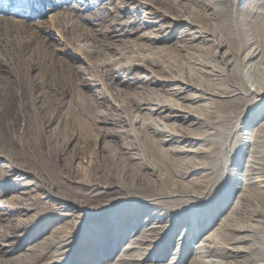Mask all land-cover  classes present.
Listing matches in <instances>:
<instances>
[{
  "label": "bare ground",
  "instance_id": "1",
  "mask_svg": "<svg viewBox=\"0 0 264 264\" xmlns=\"http://www.w3.org/2000/svg\"><path fill=\"white\" fill-rule=\"evenodd\" d=\"M130 1H134L133 7L129 6ZM121 2L125 12L129 13H135L145 6L153 9L152 14L156 15L153 16L158 18L157 21L144 20L145 22L141 21L140 25H154L161 22V19L169 18L172 19L173 26L186 24V28L182 31L183 35L179 37L176 46L186 51L189 60L195 62V68L206 71L209 77L212 76L208 81L214 80V82H210L207 89L200 91L198 97H206L209 99V103L212 101L211 107H214L215 110L218 105L222 106L224 103L239 101L240 104L236 108L228 110L229 112L226 115H220L222 120H232L233 123L224 132V136H219L221 141L214 143L209 142L217 139L213 135L210 136L213 133L210 130L182 133L175 129L173 124L162 121L160 118L187 120L191 113L181 105H174L157 99L153 102L155 105H152L151 108L152 111H155L157 117L152 116L151 122H146L139 116H135L130 125L134 127L135 124H140V127L148 133L146 134L154 143L155 152L153 155L165 169L168 170V165L171 164L170 167L176 168L174 172L182 180L188 179L192 174L199 175L196 179L191 180L192 185L185 190H178L177 185L174 184L170 189L161 190L160 184L163 185L164 183V175H168L160 173L156 166L146 160L144 150L133 146L129 140H125L120 135L121 143L119 145L107 144L102 146V149L97 150V158L99 159L92 162L91 171H96V174L100 173L105 176L109 174L108 176H110L113 166L119 164L121 154L125 153L123 155L125 159L122 158L121 161L125 164L128 159L132 163L131 167H135L137 171L134 174L135 176L132 174L134 176L132 178V188H126L125 191L127 192H120V195L105 196L106 198L98 199V203L92 204V207L95 206L96 208H92L90 211L84 210L86 202L81 204L79 200L72 199V205L77 204L75 207L78 206L84 210V216L80 217L84 221L90 218H96L100 221L110 213L126 212L122 217L125 222L127 216H132L130 209H134V207L138 211V214L135 215L137 217L147 211L146 206H155L161 212L160 216L158 214L151 215L152 225H145L146 228L142 230L138 237L134 239L131 237L129 243L124 246L123 251L117 256L116 261L108 258V263L105 264H264V0H175V5L179 6V13L175 14V17L170 16L166 10L154 8V5L148 1L122 0ZM195 17H198L201 22H196ZM132 21L136 22L137 19ZM104 28V31L101 30L102 33L116 34L115 31H111L114 26ZM192 32H197L199 35H196V33L193 35ZM169 36L162 33V30L156 32L146 31L137 37L128 38L123 46H114L112 42L103 50L108 58L103 59L102 57L103 60L101 59L102 61L99 63L105 68L108 67V69L131 70L136 67H144L151 70L152 66L166 63L165 56L170 52V46L160 44L165 42ZM149 50H152L154 54L159 53L161 55L160 59L156 60ZM205 53L211 54L212 58L204 56ZM166 65V68H168V64ZM167 79L162 77V80ZM4 85L6 86V84ZM4 85H0V94L4 90ZM7 85L9 84L7 83ZM171 89L175 90L172 91V94L181 95L184 92L183 87ZM94 96L90 95L87 98V102L90 103V105L86 103L88 106H97L98 101L96 103V96ZM11 97L13 101L19 99L20 93L13 89ZM41 97L40 94L32 99V105H37L36 102H40ZM259 98L261 99V106L256 115L261 119L256 127L258 128L257 134L255 136L251 135V137H254V139L251 138L253 139L251 142L240 138L242 135L239 137L237 132L241 120L249 116ZM78 100L76 102L79 104ZM24 105L23 103V107L20 106L21 108L18 107L17 110H13L12 102L9 100H4L0 104L2 123L6 125L5 134L8 139L0 140V157H13L19 161L15 168L9 170L15 171L17 176L24 177L31 173L41 178V188H51L52 181L49 177L43 175V172L46 169H55L53 164L57 163L60 154L63 155L65 144L61 148L59 147V151H57L58 149L55 148H58V146L52 144L51 140H47L45 136L41 123L42 125L50 124L52 114L42 115L37 113L38 115L35 114L36 117H34L25 110ZM82 107L76 108L75 113L60 122L64 123L66 121V125L70 126V129H67L70 131L69 136L65 134L66 130L61 125L55 130L57 138L65 134L67 137L74 139L82 131L81 133L85 135V142L88 144L92 140L91 133L96 130V124L101 123L104 125H120L122 127L120 132L125 131L123 130L125 120L122 119L121 114L117 116L116 120V115H111L107 113L108 111L101 114L104 116L103 118H101L102 116L95 117L89 110ZM20 120H27L28 122L34 120L37 123L33 140L26 139L28 136L23 132L18 135L22 139L18 142L15 134H12L16 123H19ZM100 127L97 137H110L113 134L110 128ZM69 140L65 139L64 141L69 143ZM200 140L209 142L208 144L205 143L208 147L204 149V152L211 158V161L207 158L203 161L198 159L193 161L191 158H186L190 154L197 153V148L191 149L187 146L193 147L194 143ZM109 141L110 139L106 140L105 143H110ZM17 144L21 149L19 148L17 152L16 150L14 152L15 147L13 145ZM26 147H30L35 151L33 155L28 152L29 149ZM214 147H218V150L213 151ZM108 148L112 150L108 152ZM8 149H10L9 152H7ZM80 150L82 152V149ZM106 151L107 153H105ZM13 154L15 155L13 156ZM34 157L38 159L34 161ZM169 160L171 161L169 162ZM242 168L245 172L240 174ZM60 171L66 181L71 183L77 181L75 180L77 171L73 165L65 166ZM122 176L126 177L127 175L122 174ZM144 177H151L150 182L146 183L150 188L147 191L142 187ZM90 181L94 182L95 180ZM1 185H4V189L8 188L6 184ZM20 185L21 187L28 186L26 182H21ZM111 186L110 184L109 186L106 185V188H111ZM222 186L224 190H222ZM123 188L119 185L120 191ZM64 192V190L59 191V197L63 200L66 196ZM13 198L18 199V196L14 195ZM5 200L0 204L1 207H11V202L14 200L8 198ZM56 210L58 211L60 208ZM149 213H151L150 210ZM149 213L148 215H150ZM83 220L63 222V224L57 226L56 230L49 232L41 240L30 245L25 254L20 255L16 260H19L18 262L22 264L34 263V258L44 256L47 246L50 245L57 248L50 264H73L76 258L85 252V249L80 248L78 250L77 248L73 253L74 249L72 248L76 245H83L85 241H90L93 244L90 250L87 251L88 254L99 250L94 246L102 244L106 247L95 258V261L100 262V260L111 255L108 252L114 249V243L119 245L130 234V231H126L125 224L114 218L116 233L112 231V233L106 234L103 225L97 223L95 224L97 228L95 227L96 236L94 237L100 238L102 236L101 241L86 238L85 229L80 224ZM181 225L185 226L184 231L168 241L166 239L167 235ZM198 237L201 239V244L198 246L196 254L190 253L188 249L189 241ZM102 240L104 241L102 242ZM159 243H162L163 246L157 247ZM149 254H154V256L149 257ZM168 255H171L169 261L162 262ZM77 263L76 260L75 264ZM83 263L94 264L88 259Z\"/></svg>",
  "mask_w": 264,
  "mask_h": 264
},
{
  "label": "rangeland",
  "instance_id": "2",
  "mask_svg": "<svg viewBox=\"0 0 264 264\" xmlns=\"http://www.w3.org/2000/svg\"><path fill=\"white\" fill-rule=\"evenodd\" d=\"M121 1L0 0V81H2L0 85L6 84V86H3L4 90L2 94H0V104L4 100H9L12 102V109L17 110L18 107H23L24 103L25 110L34 117L39 113L42 115L52 114L50 124L42 125L41 123L45 131V136L47 140H51L52 144L58 146V148H55L58 149L57 151H59V147L61 148L65 144V150L62 152L63 155L58 154V158L57 156L55 157V161L57 158V163L53 164L55 169L45 168L46 170L43 172V175L49 177L52 181V187L47 189L41 188V178L31 173L22 177L17 176L15 171H9L15 168L19 161L13 157H0V204L6 201L5 199L7 198L12 201L14 200L11 202V207L4 206L7 209L2 208L0 205V264H22L16 258L25 254V251L30 245L41 240L49 232L56 230L57 226L63 224L65 221L83 220L80 217L84 216V210L90 211L92 208L95 209L96 207H92V204L98 203V199H103L107 196L113 197L120 192H127L125 191L126 188H132V178L137 171L135 167H131L132 163L128 159L125 164L121 161L122 158L125 159L123 157L125 153L121 154L119 164L113 166L110 176H108L109 174L105 176L100 173L96 174V171H91L92 162L99 159L97 158V150L102 149V146H106L107 144L119 145L121 143L120 135L125 140H129L133 146L144 150L146 160L156 166L160 173L167 174L171 177L164 175V183L163 185L160 184L161 190L170 189L174 184L177 185L178 190H185L192 185L191 180L196 179L199 175L192 174L188 179L182 180L174 172L176 168L170 167L171 164L168 165V170L165 169L162 164L157 162L153 155L155 152L153 147L154 143L149 135H147L148 133L140 127V124H135L134 127L130 125V122L134 120L135 116H139L146 122H151L150 119L152 116L157 117L155 111L151 110L152 105H155L153 102L157 101V99L174 105H181L186 111L191 113L187 120H174V118L164 119L159 116L162 121L171 125L173 124V127L182 133L202 132L205 129L210 130L213 132L210 136L213 135L217 139L210 140L209 142H220L221 138L219 136H224V132L233 123L232 120H222L220 115L224 116L229 112L228 110L236 108L240 104L239 101L224 103L222 106L218 105L215 110L214 107H211V100L209 103V99L206 97H198L200 91L205 88L207 89L210 86V82L212 83L214 80L208 81L212 76L209 77L206 71L195 68V62L189 60L190 58L186 51L176 46L179 37L183 35L182 31L186 28V24H181L177 27L173 26L172 19L169 18L165 20L161 19V22L154 25H140L139 23L144 20L148 21L152 19L155 22L157 21L158 18L154 17L156 15L152 14L153 9L145 6L135 13H129L125 12ZM144 1L153 4L154 8L166 10L170 16L175 17V14L179 13V6L177 4L175 5V0ZM133 2L130 1V7L134 6ZM133 19H137V21L133 22ZM195 20L198 23L201 22L198 17H195ZM106 26H114L111 31H115L116 34L102 33ZM157 30H162V33L170 35L165 42L160 44L170 46V52L165 56V64L152 66L151 70L144 67H136L131 70L120 68L108 69V67L105 68L100 65L99 62L104 58H108V55L103 51L108 44L113 42L114 46H123L130 37H137L146 31L156 32ZM192 33L193 35L195 33L199 35L197 32ZM149 52L156 60L160 59L161 55L159 53L154 54L152 50H149ZM204 56L212 58L209 53H205ZM166 64H168V68H166ZM162 77L168 79L162 80ZM11 83L14 84L11 85ZM176 87H183L184 92L181 95L172 94V91L175 90L171 88ZM13 89L17 93H20L19 99H14V101L11 97L13 95ZM40 94L42 95L40 98L42 100L36 102L37 105L33 106L32 99ZM88 94L89 96H96L94 97L96 103L98 101L97 106H88L90 105L87 102V98H89ZM77 100L79 104L76 102ZM257 102L253 106L249 116L241 120L237 132L239 137L242 135L240 138L247 139L251 142L254 139L253 136L258 132V128L256 127L261 119V117L258 118L256 115L261 106V99L259 98ZM120 104L124 106H120ZM81 107L89 110L95 117L102 116L101 118H103L104 116L101 114L108 111L107 113L116 115V120L117 116L121 114L122 119L125 120V128H123L125 131L120 132L122 131L120 125H104L101 123L96 124V130L94 132H90L92 140L88 144L85 142V135L81 133L82 131L74 139L67 137L70 134V131H68L70 126L66 125V121L64 123L60 122L75 113L76 108ZM94 111L96 112L93 113ZM2 119L0 114L1 141L5 138L7 139L5 134L6 125L2 123ZM27 122V120H20L13 129L14 133L12 134H15L18 142L22 140L18 135L23 132L28 136L26 139H34L33 137L36 134L34 130L37 123L34 120ZM61 125L66 130L65 134L67 136L64 134V136L62 135L57 138L55 130ZM100 126L110 128L113 134L110 137H97L101 128ZM251 135L253 136L251 137ZM65 139L67 141L70 139L69 143H66L64 141ZM109 139L110 143H105ZM209 142L200 140L194 143L193 147L187 146L189 148L191 147V149L197 148V153L190 154L186 158H191L193 161L196 159L203 161L207 158V160L211 161V158L204 152V149L208 147L206 144ZM11 145L10 147H12ZM13 146L15 147L14 152L15 150L17 152L20 148L18 144ZM26 148L33 155L35 151L30 147ZM80 149H82V152ZM111 150V148L107 149L108 152ZM216 150H218V147L213 148V151ZM9 151L10 149L7 152ZM37 159V157L36 159L34 157L33 160L36 161ZM71 165L77 171L75 180L78 182L76 181L75 183L66 181L60 171L63 167ZM244 172V168L242 170L240 169V174ZM122 174L127 176L121 177ZM150 178L144 177L143 179L145 185L142 183V187L146 191L150 189L146 185V183L150 182ZM92 179L96 182H91L90 180ZM21 182H26L28 186L21 187ZM233 182L235 183L236 181ZM1 184H6L8 188L4 189V185ZM109 184L113 186L106 188V185L109 186ZM119 185L121 188L124 187L121 191ZM223 186L225 187V185ZM224 187L222 190H224ZM61 190L65 191L64 195L66 196L64 200L59 197V191ZM14 195L18 196V199L13 198ZM72 199L79 200L81 204H85L86 202L84 210L78 206L75 207L77 204L72 205ZM146 207L148 212L146 211L140 214V217L135 216L138 214L135 207L134 209H130L132 216L130 215L131 218L127 216L125 222L122 217L126 212L110 213V215L100 219V221L96 218L81 221L80 224L85 229L86 238L101 241L102 236L100 238L94 237L96 236L95 229L97 227L95 224L97 223L103 225L106 234L112 233V231L116 233L114 218L115 220H119V222H123L125 224L124 226L127 227L126 231H130V234L119 245L114 243V249L108 252L111 255L100 260V262L95 261V258H97L98 253H102V249H106L104 245L94 246L99 250H95L91 254H88L87 251L90 250L93 242L85 241L83 245L74 246L72 248L74 249L73 253H75L77 248L78 250L80 248L82 250L85 249V252L76 258L78 261L77 264H85L83 262L86 259L92 261L94 264L108 263V258L116 261L117 256L123 251L124 246L129 243L130 238L133 237L134 239L138 237L142 230L146 228L145 225H152L150 221L151 215L158 214L160 216L161 212L155 206ZM57 208H60V210L57 211ZM149 210L151 213H149ZM184 227V225H181L178 229H174L173 232L167 235L166 239L168 241L172 240L177 234L184 231ZM200 240V237H198L189 241L188 249L190 253L196 254V250L201 244ZM162 246V243L157 245V247ZM56 251V247L48 245L44 256L34 258V263L27 262L23 264H50ZM151 256L153 257L154 254H149V257ZM170 257L171 255H168L162 262L169 261Z\"/></svg>",
  "mask_w": 264,
  "mask_h": 264
}]
</instances>
